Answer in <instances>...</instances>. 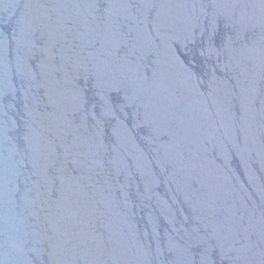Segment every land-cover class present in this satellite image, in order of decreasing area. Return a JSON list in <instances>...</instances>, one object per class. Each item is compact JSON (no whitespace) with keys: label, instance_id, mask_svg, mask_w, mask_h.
I'll return each instance as SVG.
<instances>
[{"label":"water","instance_id":"1","mask_svg":"<svg viewBox=\"0 0 264 264\" xmlns=\"http://www.w3.org/2000/svg\"><path fill=\"white\" fill-rule=\"evenodd\" d=\"M0 264H264V0H0Z\"/></svg>","mask_w":264,"mask_h":264}]
</instances>
